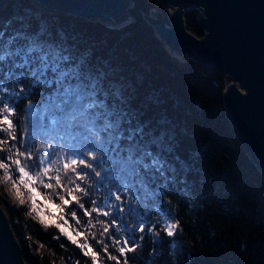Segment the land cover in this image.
Returning a JSON list of instances; mask_svg holds the SVG:
<instances>
[{
	"label": "trees",
	"instance_id": "16d2710c",
	"mask_svg": "<svg viewBox=\"0 0 264 264\" xmlns=\"http://www.w3.org/2000/svg\"><path fill=\"white\" fill-rule=\"evenodd\" d=\"M2 5L0 48L15 37L12 48L35 46L40 51L33 55L43 52L50 60L58 59L61 68L77 70L78 79L72 83L84 93H94L89 100L106 105L96 109L105 114L100 123L105 118L118 122V127L102 135L122 136L113 139L107 154L97 152L108 171L98 160L96 171L101 177L89 172L87 181L81 182L89 195L77 194L84 209L107 208L99 194L109 187L96 183L108 178L117 192L123 189L125 219L96 212L85 216L75 203L60 214L64 219L45 216V221L67 220L75 243L41 221L32 211L30 195L23 203L16 201L0 169V206L28 264H264V173L229 119L228 77L163 37L152 17L156 11L158 18L166 17L161 0H130L127 12L115 15L114 22L58 14L36 0H6ZM201 14L200 7L192 6L184 16L187 29L198 37L205 35ZM175 50L190 55L182 60ZM0 81L10 90H25L18 99L11 92L4 94L3 101L15 105L16 140L9 143L21 147L23 139L21 150L33 152L29 169L40 167L38 156L43 150L36 149L41 144L51 145L50 154L58 149L71 154L92 146L83 130L76 141H70L63 128L51 129L47 119L33 115L32 109L48 103L56 83L33 86L28 68H15L11 60L0 64ZM0 139L7 138L0 134ZM4 147L0 145V159L8 154ZM137 159L149 167L136 163ZM153 159L159 161L155 167ZM11 174L18 179L15 168ZM49 209L58 212L54 203ZM171 220L178 227L168 235ZM105 226L109 232L101 235Z\"/></svg>",
	"mask_w": 264,
	"mask_h": 264
},
{
	"label": "snow or ice",
	"instance_id": "6c2138e0",
	"mask_svg": "<svg viewBox=\"0 0 264 264\" xmlns=\"http://www.w3.org/2000/svg\"><path fill=\"white\" fill-rule=\"evenodd\" d=\"M15 37L9 38L6 45L0 48V64H6L9 60L13 62L15 68H28L30 75L33 77V86L37 84L47 83L49 86L52 83L57 84V90L48 97V103L44 105L42 109H32L33 115L37 116L40 120L47 119L48 126L51 129L63 128L65 130V136L70 141H76L80 136V130L88 134L87 143L92 145L84 151H77L71 154H66L62 149H58L56 152L49 153L48 146H39L36 149L37 152L43 150V154L38 156L39 168L33 166L29 169L28 161L33 158V152L28 150L27 152L21 150L24 144L23 139L21 140V147H17L15 143H9L15 141V125L14 120L16 119L14 113V103L4 102V94L11 92L17 99L25 94L23 88L19 90H10L3 85V81H0V134L7 139H0V145H4V151L8 154L4 159H0V169L4 170L7 178L12 180L13 186H17V181L12 179V169L15 168V172L18 174V181L20 185L27 190L30 194V202L32 205V211H37L38 208L42 209L38 214L42 222L46 225H54L59 229L60 233L66 235L69 240L73 243L76 242L75 238L69 232L65 223H58L55 219L45 221L46 215L56 216L59 219H64L61 213L65 212V208L71 203L77 204L79 209L84 210L85 216H91L92 212H96L99 215L107 217L111 214V206L102 208L95 206L92 211L84 209V204L81 203V197L77 194L89 195L86 191V184L82 186L81 182H86L89 172L94 174L96 177L101 176L100 171H96L97 161L99 160V166L105 171L107 169V163L97 156V152L103 151L105 154L109 152V145L112 144L113 139L119 141L122 136L117 135L113 137L111 134L105 138L102 134L109 132L118 127V122H113L110 119L105 118L101 124L102 116L104 113L96 111V109L105 108L103 102H98L94 98L89 100V96L94 97V93H84L79 84H73L72 81L78 79L77 70L71 68H61L58 59H49V55L40 52L39 55H33L40 50L35 46H29L27 49L20 47L12 48L11 45L14 43ZM19 57V62L16 58ZM51 72L53 75L49 77L48 74ZM9 77L13 75L10 71L7 74ZM22 73L19 74L18 79L22 78ZM31 109V104L28 105ZM61 113L62 115H57ZM107 115H111L108 113ZM151 155V153H146ZM128 160L131 161V155ZM23 161V162H22ZM138 164H144L142 159L135 161ZM116 163H122L121 160L117 159ZM159 164V161L153 159L151 166L155 167ZM145 168H148V164H144ZM70 170L71 175L68 174ZM55 172V175L50 173ZM63 180L62 182V174ZM54 181V182H53ZM38 186H34L37 185ZM74 184L73 186H70ZM40 188L46 190H53L51 193L45 191L41 192ZM59 189V191H55ZM64 192L65 194H60ZM44 197L43 200L40 198ZM56 200L59 203H56ZM115 200H120V195H115ZM55 204L57 213H52L49 209V204ZM94 203V202H93ZM73 218H76V212L71 213ZM103 223V221H99ZM112 224H116L115 220L111 221ZM168 235H173V230L178 227V223L174 222L167 226ZM144 225H139V230L143 231ZM151 230V229H150ZM109 232V228L105 226L103 228L104 233ZM127 243L126 240L122 241ZM121 253L124 252L123 248H120ZM95 257V254L93 253ZM114 258V257H113Z\"/></svg>",
	"mask_w": 264,
	"mask_h": 264
},
{
	"label": "water",
	"instance_id": "95a60500",
	"mask_svg": "<svg viewBox=\"0 0 264 264\" xmlns=\"http://www.w3.org/2000/svg\"><path fill=\"white\" fill-rule=\"evenodd\" d=\"M6 0H0V5ZM40 7L81 14L105 22L127 12L129 0H36ZM177 4L169 28L163 16L157 25L176 48H185L193 58L224 72L225 104L229 119L251 156L264 173V0H161ZM192 2V3H191ZM165 3V4H164ZM174 3V4H172ZM202 10L198 37L185 24L186 5ZM158 11H156L157 13ZM171 39V40H169ZM198 56L199 58H197ZM243 81L247 91L237 83ZM237 123V125H236ZM238 127L240 128L241 135ZM0 264H28L9 220L0 206Z\"/></svg>",
	"mask_w": 264,
	"mask_h": 264
},
{
	"label": "rangeland",
	"instance_id": "374dc122",
	"mask_svg": "<svg viewBox=\"0 0 264 264\" xmlns=\"http://www.w3.org/2000/svg\"><path fill=\"white\" fill-rule=\"evenodd\" d=\"M129 3H130V0H129V2H128V4L126 5L127 7H128V5H129ZM165 4V3H164ZM168 5V4H167ZM166 4L164 5V9H165V16L166 17H164L165 19H166V24L168 25V24H170L171 22H172V19H171V13H170V10H169V8H168V6H167ZM127 7H126V9H127ZM152 17L154 18V19H157V14L155 13V14H152ZM157 27H159V26H157ZM175 53L177 54H180L181 55V59L182 60H187V57L186 56H189L190 55V53L189 52H186V51H183V50H175ZM225 82L226 83H228V81L227 80H225ZM241 86V85H240ZM12 179L13 180H16L17 181V186L19 187V192H17V189H16V187H14L13 186V182H12V180H9L8 178H7V175H6V177H5V183H6V186H7V188H8V190L10 191V194H11V196H13V198L16 200V201H18V202H20V203H23V202H25V200H26V198L30 195V194H26V192H27V190L23 187V185H20L19 184V181H18V179H16L15 177L13 178L12 177ZM40 212V210L39 209H37V211H35V213L37 214V216L40 218V215L38 214ZM45 219V218H44ZM169 224H171V223H174V221L173 220H171V221H169L168 222ZM66 227V226H65ZM66 229L69 231V232H71L69 229H68V227H66ZM72 234V233H71Z\"/></svg>",
	"mask_w": 264,
	"mask_h": 264
},
{
	"label": "bare ground",
	"instance_id": "6f19581e",
	"mask_svg": "<svg viewBox=\"0 0 264 264\" xmlns=\"http://www.w3.org/2000/svg\"><path fill=\"white\" fill-rule=\"evenodd\" d=\"M192 3V2H191ZM38 4V3H37ZM172 4H174V3H172ZM39 5V4H38ZM191 4H189V5H186V9L187 10H189L192 6H190ZM168 6V8H169V10H170V13H171V18H172V15H173V13H174V11H175V9L178 7V5L177 4H174V5H171V4H168L167 5ZM3 7V5L1 6L0 5V8H2ZM51 11H53V12H55V13H58V14H65V15H67V14H71V15H74V16H77L80 20H83V21H91V20H98V19H95V18H92V17H89V16H85V15H81V14H75V13H69V12H65V11H61V10H51ZM168 27L169 28H172L173 27V21L170 23V24H168ZM162 35H163V37L164 38H167L168 39V37L164 34V33H161ZM169 40H171V39H169ZM192 55H194V54H192ZM195 56V55H194ZM197 58H199L198 56H196ZM197 60V59H196ZM199 61V60H198ZM201 62V61H200ZM237 83L239 84V85H241V87H242V85H243V87H244V91H247V88L245 87V84H243L244 82L243 81H241L240 79H238V81H237ZM228 85H227V87L229 88V83H227ZM227 109V108H226ZM228 112V111H227ZM228 116H229V113H228ZM231 121V120H230ZM231 124H232V122H231ZM236 125H237V123H236ZM232 126H233V124H232ZM238 126V125H237ZM234 127V126H233ZM238 129H239V131H240V133H241V135L244 137V135L242 134V132H241V130H240V128L238 127ZM245 138V137H244ZM254 159H255V157H254ZM256 160V159H255ZM257 161V160H256ZM263 171H264V169H263Z\"/></svg>",
	"mask_w": 264,
	"mask_h": 264
},
{
	"label": "clouds",
	"instance_id": "9594fccd",
	"mask_svg": "<svg viewBox=\"0 0 264 264\" xmlns=\"http://www.w3.org/2000/svg\"><path fill=\"white\" fill-rule=\"evenodd\" d=\"M40 146H41V147H43L44 145H43V144H41Z\"/></svg>",
	"mask_w": 264,
	"mask_h": 264
}]
</instances>
